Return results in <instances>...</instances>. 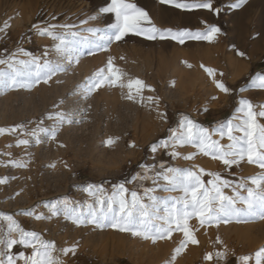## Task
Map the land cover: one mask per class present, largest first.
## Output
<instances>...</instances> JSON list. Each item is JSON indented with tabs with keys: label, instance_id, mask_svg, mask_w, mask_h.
<instances>
[{
	"label": "rangeland",
	"instance_id": "1",
	"mask_svg": "<svg viewBox=\"0 0 264 264\" xmlns=\"http://www.w3.org/2000/svg\"><path fill=\"white\" fill-rule=\"evenodd\" d=\"M110 2L0 0V27L5 21L10 24L6 32L0 33V54H10L18 46L34 55L51 48V39L37 35L32 28L34 24L43 27L48 23H74L81 29L105 28L115 22V17L99 10ZM132 2L144 8L158 28L196 32L216 25L222 34L211 42L186 39L183 44L178 40H147L129 34L106 51L85 54L79 64L66 65L67 70L57 73L48 84L41 83L31 90H0V128L24 125L30 131L40 120H44L45 127H51L54 121L46 117L57 110L71 112L74 120L79 121L61 126L55 140L41 134V143L36 144L31 138L29 146H16L18 139L29 138L25 132L0 135V178H8L7 183L0 184V213L12 215L26 230L54 241L58 249L77 245L74 256L60 254L63 264H165L183 236L173 233L171 239L153 244L112 228L78 227L63 216L36 220L26 212L49 215L46 205L64 197L80 202L89 200L82 190L89 184L102 186L110 194L119 183L142 174V164L163 161L177 168L198 165L207 171L219 172L231 181L261 172L256 165L247 162L225 170L219 161L199 154L193 160H185L184 155L196 151L190 145L178 148L181 156L175 159L162 148L152 153L151 145L168 138L169 129L178 127L183 116L214 130L220 123L241 115L236 111L241 99L251 101L254 106L264 105V89L250 84L252 77L264 75V8L255 4V0H247L238 9L228 7L235 0H213L214 7L222 9L217 15L207 9H177L160 4L159 0ZM89 17L96 19L80 23ZM239 52L245 55L241 57ZM108 56L115 57L114 63L127 77L139 78L154 89L145 88L143 95L158 97V108L123 99L121 90L114 87L101 88L86 99L73 94L74 90L78 91V85L83 86L99 68L105 67ZM205 67L214 69L216 78L231 91L220 92L213 78L204 71ZM158 113H163L164 118ZM79 114L80 119L76 118ZM261 122L264 123V118ZM82 126L84 129H79ZM109 138L114 139L112 145L106 144ZM222 143H228L227 139ZM8 152L12 153L11 157L4 155ZM9 159L23 161L27 167H13L7 164ZM53 164L55 167H50ZM126 186L133 189L137 184L127 183ZM143 186L153 185L148 180ZM181 194L156 192L160 197ZM0 224L6 222L0 221ZM196 235L199 244H190L176 257L174 264H216L215 256L212 261L204 259L208 253L216 251L227 253L220 264H238V257L243 255L252 256L251 264H255V253L264 247V220L222 223L218 228L199 229ZM217 237L223 245L215 243ZM20 251L30 254L31 250L14 246L15 253Z\"/></svg>",
	"mask_w": 264,
	"mask_h": 264
},
{
	"label": "snow or ice",
	"instance_id": "2",
	"mask_svg": "<svg viewBox=\"0 0 264 264\" xmlns=\"http://www.w3.org/2000/svg\"><path fill=\"white\" fill-rule=\"evenodd\" d=\"M159 3L187 11L207 9L217 15L222 11L221 8L214 7L213 0H193L191 3L186 0H159ZM246 3L247 0H235L228 7L238 9ZM99 11L114 14L115 22L102 29H81L74 23H48L43 27L32 25L37 35L51 39L52 46L40 55H34L19 46L10 54H0V90H31L41 83L48 84L57 73L67 70L66 65L79 64L85 54L94 55L98 51H106L114 42L123 41L129 34L142 36L147 40H178L181 44L186 39L211 42L222 34L221 28L216 25H208L205 31L196 32L188 29L173 31L172 28H158L149 13L132 0H111L110 4ZM94 19L96 17H89L80 23L87 24ZM9 27V21H5L0 27V33L6 32ZM84 32L88 35H84ZM4 52L7 53V49ZM238 55L243 57L245 54L239 52ZM50 56L55 58H49ZM114 61L115 57L108 56L105 67L99 68L83 86L78 85V91L74 90L73 94L86 99L101 88L114 87L121 90L123 99L141 105H155L158 108V97L143 95L145 88L150 91L154 89L139 78L127 77ZM204 71L213 78V83L220 92L231 91L222 80L216 78L214 69L205 67ZM250 84L254 88L264 89V75L252 77ZM240 91L243 92L244 89L241 88ZM239 104L236 111L241 115L220 123L214 130L183 116L178 127L169 129L168 138L151 145V151L156 153L162 148L168 156L175 159L181 156L178 148L190 145L196 151L184 155L182 158L185 160H193L199 154L219 161L225 170L247 162L261 169L257 175L231 181L219 172L207 171L198 165L177 168L168 166L163 161L151 165L142 164V174L119 183L110 194L102 186L89 184L82 189L90 197L89 200L80 202L64 197L46 205L49 215L33 212L25 214L34 216L36 220L63 216L66 221H71L78 227H108L150 240L153 244L159 240L171 239L173 233H182L183 239L165 264H174L176 257L190 244H199L196 235L199 229L212 226L218 228L222 223L233 221L247 223L252 219L264 220V123L261 122V118H264V105L254 106L247 99H241ZM56 107L59 109V105ZM158 115L164 118L163 113ZM46 118L54 121L51 127H45L44 120H40L36 122L37 127L30 131L24 125H17L8 129L0 128V135L6 132H25L29 138L18 139L16 146H29L32 143L31 138H34L36 144L41 143V134L55 140L61 126L79 122L74 120L73 113L63 110L50 113ZM225 138L228 141L226 144L222 143ZM113 143V138L106 141L108 145ZM4 155L11 157L12 153ZM7 164L16 168L27 167V163L15 159H9ZM204 177L210 179L205 180ZM7 180V177L0 178V184L7 183ZM148 180L152 182V187L143 186V182ZM133 182H136L137 187L129 189L126 184ZM139 188L143 190L140 191ZM157 190L178 191L182 194L160 197L156 195ZM193 220L196 221L195 224L191 223ZM0 221L6 222L0 224V264H63L60 254H76L77 245L58 249L54 241L43 238L36 231L26 230L12 215L0 213ZM215 243L223 245L219 237ZM18 245L25 250L30 249V254H26V251L15 253L14 246ZM214 256L216 264H220L227 253L210 252L204 259L212 261ZM252 260V256L243 255L238 257V264H251ZM255 264H264V247L255 253Z\"/></svg>",
	"mask_w": 264,
	"mask_h": 264
},
{
	"label": "bare ground",
	"instance_id": "3",
	"mask_svg": "<svg viewBox=\"0 0 264 264\" xmlns=\"http://www.w3.org/2000/svg\"><path fill=\"white\" fill-rule=\"evenodd\" d=\"M255 4H260L263 8H264V0H255ZM236 113V112H235ZM78 114V113H77ZM80 117V114L78 115V117L76 118H79ZM80 119V118H79ZM79 129H84V126L82 127H79ZM77 132V131H76ZM121 144V143H120Z\"/></svg>",
	"mask_w": 264,
	"mask_h": 264
}]
</instances>
